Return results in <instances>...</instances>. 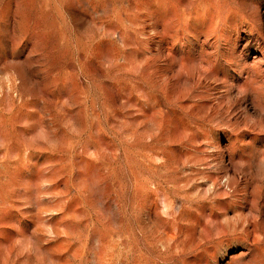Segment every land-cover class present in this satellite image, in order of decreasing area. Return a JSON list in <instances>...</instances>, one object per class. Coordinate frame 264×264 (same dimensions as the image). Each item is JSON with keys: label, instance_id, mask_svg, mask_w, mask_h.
<instances>
[{"label": "clouds", "instance_id": "clouds-1", "mask_svg": "<svg viewBox=\"0 0 264 264\" xmlns=\"http://www.w3.org/2000/svg\"><path fill=\"white\" fill-rule=\"evenodd\" d=\"M0 264H264V0H0Z\"/></svg>", "mask_w": 264, "mask_h": 264}]
</instances>
